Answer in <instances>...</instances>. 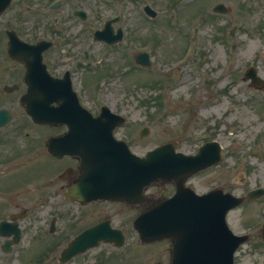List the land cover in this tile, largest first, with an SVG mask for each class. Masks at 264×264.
<instances>
[{
    "label": "rangeland",
    "instance_id": "rangeland-1",
    "mask_svg": "<svg viewBox=\"0 0 264 264\" xmlns=\"http://www.w3.org/2000/svg\"><path fill=\"white\" fill-rule=\"evenodd\" d=\"M181 1L124 0L120 5L121 10L130 12L131 18L138 17L136 20L131 19V23L135 21V24H138L137 36L140 41L137 43L139 45L126 48V60L121 62L120 73H117L120 66H116L111 71V76L117 79L108 81L109 79L106 78V85L109 83L108 89L100 88L97 85L94 90H98V92L94 96L93 86L97 76H94L95 79H92L89 86H83L87 82L85 75L76 72L75 77L82 85L80 95L84 89L87 100L92 98L96 104H105L113 110L115 107H120V112L127 115V122H130L131 125L122 129L118 136L126 133L130 146L138 153L144 152L150 146L170 140L183 141L182 147L189 145L195 147L201 143V139H198L197 136L203 132L212 135L209 138L213 137L220 143L224 155L219 167L193 180L191 186L198 193L222 186L224 190L241 194L255 185L264 186V137L262 136L260 144L257 139L259 135H263L264 126L255 125L262 123L256 119L259 115L253 113L252 110H235L242 104H237L236 99H230L229 92L237 91L240 102H243L242 94H247L251 89L247 88L239 78L231 77L230 72L233 66L229 68L228 56L225 57L224 54V48L230 49L232 40L229 32L235 25L236 29L239 28L236 40L240 43L236 64L239 69L238 74L241 73L245 65L254 61V56H258L263 59V64H260L259 67L261 75L264 76V42L254 40V33L249 28L254 18L250 13H242L239 16L240 10L237 12L238 16L233 19H225L213 13L209 15L211 7L219 0H183L182 6ZM224 1L228 3L234 0ZM238 1L240 2V0ZM147 2L151 3L152 8L158 11V18L161 21L168 22L166 25L163 22L160 23L163 26H160L158 35L154 29L160 24H154L147 20L144 22L143 15L140 13V6ZM252 3L249 1L248 5L252 6ZM263 3L264 1H261L259 4ZM114 7L118 8L111 3L110 8L114 9ZM200 8H204L202 16L198 14ZM6 13L1 16L0 24L6 20L8 16ZM194 13L196 14L193 15ZM135 24L132 23V27H135ZM215 24H217L218 30ZM161 28H163L162 31ZM247 31L250 34H247ZM214 37L221 40L215 41ZM157 42L161 43L157 51L160 58H155V54H153L154 62L148 71L138 72L140 68L133 64L132 55L137 51L149 53V50H143V47L146 48ZM222 42L226 45L225 47ZM140 43L142 44L140 45ZM259 45L262 50L257 49ZM184 46L187 47L185 50L182 49ZM98 47L96 45L94 49L99 51ZM97 57L101 58L99 65L111 64L114 60L113 53L109 58L102 52L100 55L95 53V58ZM115 64L119 65V62L117 61ZM12 66L11 70L6 71L1 68L0 64V72L3 74L0 76V106L4 105L12 113H15V120L12 121L13 124L10 127L12 129L11 136L14 135L15 126L18 123H26L25 120H27L20 115L16 97L2 92L4 85L14 82V77L10 74L13 70L17 72L18 67ZM75 88L78 90L79 84H76ZM262 96L264 97V94ZM155 99L159 102L153 103ZM118 104L120 106H117ZM204 107H208V109ZM207 116L209 117L207 118ZM245 119L249 120L251 124L253 123L252 127L247 128ZM144 126L148 127L149 134L141 138L138 133ZM19 147L18 149H20ZM258 155L261 158L257 157ZM30 163L28 159H21L17 164L11 165L10 169L16 170L29 166ZM33 180V178L30 179V181ZM46 180H49V176ZM165 190L167 187H159L152 193L157 196ZM26 195L28 192L21 187L4 192L3 199L12 197L25 202L23 198ZM3 199L0 200V207ZM25 207L30 209L32 206L25 203ZM263 211L264 200L245 204L229 214L228 225L236 234L251 232V224L256 223L260 216H264ZM1 212L6 214L11 212V209H0V214ZM109 212L111 216L115 217L114 224L123 223V227L127 230L128 237L125 246L121 249L100 246L85 257L77 258L69 264H155L156 262H167L168 242H158L151 247L136 246V237L131 232L129 224V218L133 214L132 210L126 208L119 212L116 207L110 205ZM88 213L90 211L87 212V215ZM32 214L33 218L34 216L36 218L35 221L27 219L22 222L26 231L22 241L25 246L27 243H31V236L41 233L45 226V213L39 206L34 209ZM90 221L92 219L87 217L86 221H82L80 224ZM33 243L31 244L33 245ZM37 244L36 252L40 247L38 242ZM19 251L20 249L9 256L0 254V264H26L24 262L28 260L25 256L28 255L27 251ZM54 254L55 252H52L40 260L38 259L41 262L39 264H57ZM30 260L34 262L37 259L30 255ZM234 264H264V246L257 243L256 239L247 242L236 252Z\"/></svg>",
    "mask_w": 264,
    "mask_h": 264
},
{
    "label": "flooded vegetation",
    "instance_id": "flooded-vegetation-1",
    "mask_svg": "<svg viewBox=\"0 0 264 264\" xmlns=\"http://www.w3.org/2000/svg\"><path fill=\"white\" fill-rule=\"evenodd\" d=\"M36 1H43V0H36ZM66 3L68 0H63ZM79 2H85V0H77ZM74 12V11H73ZM72 12L73 17L72 18L68 11H61L59 15L55 17V32H52L50 34H47L46 32V22L43 21L42 18L38 20H28L27 22H24L23 24L18 25L14 21V17H12L11 24L15 26L14 30L18 37L30 44H35L40 40L46 39V36H50L51 34L56 38L49 46L48 49L44 50L42 53V59L44 60L49 72H51L52 76L56 77L57 79L62 78L64 75L68 76L70 81L72 82L74 78V67H76L77 63L80 61L83 62V64H86L85 62H90L91 59H93L92 55H90L89 50L95 45V42L93 41V29L91 31V28L96 23L95 15L92 10L88 12L90 15L88 17H76L74 16V13ZM108 13L110 16H106L105 19H102L103 15L100 14L96 25L98 27H101L105 21H108L110 19H116L114 16H112L108 11L104 12ZM102 16V17H101ZM105 16V15H104ZM73 19H79L81 23H79V26L73 22ZM70 23V24H69ZM119 20L116 19L115 23L112 24L113 28V35L117 32L119 27ZM91 33H90V31ZM126 38L128 37V40L132 42L133 40L140 41V39L137 36V30L133 32H128L125 29ZM88 39H90V42H86ZM99 43V42H98ZM103 48H106L107 45H104L102 43H99ZM155 46L159 47L161 43L157 42L154 44ZM109 50V49H108ZM124 56V54H122ZM114 59L120 60L121 55L114 56ZM68 65L69 70L65 69V66ZM89 65V64H88ZM22 68L23 66L20 65ZM21 79L23 81V76H21ZM242 94V93H241ZM260 94H264L263 91H257V92H248V94H242L243 95V103H249L251 106H258L259 108H262L264 111V98L261 97ZM234 99L237 100V104H240V98L236 95ZM88 107H90V110L94 112L95 105L92 102H88ZM264 120V117H263ZM57 126L55 128H59L60 130L56 132L55 134H62L67 130V127L63 123H57ZM40 130L42 131L41 134L38 136H41L46 131V128L48 127L46 125H40ZM36 127V126H35ZM50 128V129H55ZM14 131L16 133L21 132L20 128H15ZM4 133V134H3ZM2 134L4 136L0 137V148H2L1 152L6 155L7 158L14 155L15 150L14 147L23 146L26 143H28V140H15L10 137V131H2ZM27 135V134H26ZM5 144V146H4ZM26 148V147H25ZM26 151L22 150V155H24ZM28 152V150H27ZM53 161L56 163V169H60V171H49L50 174L56 173V181L52 184H50L51 193H55L57 195H60L63 197L67 193L68 187L73 185V183L78 178L77 168L79 166L78 160L74 156L70 155H62L60 158H54ZM34 173H47L45 172V163L42 165V170L40 171H34ZM46 189L43 188L42 195L43 197L46 195ZM150 201V199L148 200ZM69 202V201H68ZM70 203V202H69ZM148 203V202H147ZM71 205H74L73 203H70ZM56 208L60 207V205L53 203ZM62 205H64L62 203ZM135 209L137 210L138 207L135 206ZM106 212H104V215ZM65 215L70 216V220L72 224L77 223L78 220H75V215L70 212L68 213L67 210H61L59 213V217H57V220L60 219L62 221H65ZM103 215V217H104ZM69 221V220H67ZM71 224H67L65 227L66 233L67 229ZM82 230H84V227H81L77 229L76 231H73L71 235H77ZM58 231L56 230V234ZM73 237V236H72Z\"/></svg>",
    "mask_w": 264,
    "mask_h": 264
},
{
    "label": "water",
    "instance_id": "water-1",
    "mask_svg": "<svg viewBox=\"0 0 264 264\" xmlns=\"http://www.w3.org/2000/svg\"><path fill=\"white\" fill-rule=\"evenodd\" d=\"M138 59L146 62V58ZM32 97L33 94L28 93L24 99L29 103ZM167 163L169 162L165 160L164 164L167 165ZM142 173L143 177L141 176ZM172 174L173 169L171 168L165 172H159L152 166L148 159L138 160V187L155 179L156 175L169 177ZM237 203L238 200H234L233 205ZM161 204H166V202ZM228 207L226 206L221 210L213 208L207 210V212L202 209L199 210L198 221L201 224L200 233L196 229L195 233L198 235L196 236L190 227L186 225L188 231L193 235H189L188 245L177 250L173 264H232L233 251L243 239L231 236L221 221ZM167 209L171 211L168 205H161L155 208L158 214L156 215L157 221L154 225L156 229H163L166 233L168 232ZM142 227H145V225ZM110 233L113 234L114 231ZM73 247L69 251H72Z\"/></svg>",
    "mask_w": 264,
    "mask_h": 264
}]
</instances>
